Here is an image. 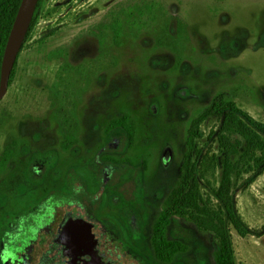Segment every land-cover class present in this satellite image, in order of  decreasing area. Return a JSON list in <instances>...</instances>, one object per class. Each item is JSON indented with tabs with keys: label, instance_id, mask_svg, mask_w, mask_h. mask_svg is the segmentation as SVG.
<instances>
[{
	"label": "rangeland",
	"instance_id": "obj_1",
	"mask_svg": "<svg viewBox=\"0 0 264 264\" xmlns=\"http://www.w3.org/2000/svg\"><path fill=\"white\" fill-rule=\"evenodd\" d=\"M263 17L264 0H42L0 101V264H34L19 248L34 220L73 203L134 264H217L218 239L189 214L170 218L166 240L188 246L170 263L156 258L154 226L202 110L222 97L264 126ZM125 114L137 125L133 146L108 128ZM220 128L200 125L201 180L235 194L243 220L260 229L264 172L248 184L250 173L233 167L226 182ZM201 198L219 207L201 187L189 212ZM233 242L239 264H264V236L234 230Z\"/></svg>",
	"mask_w": 264,
	"mask_h": 264
},
{
	"label": "trees",
	"instance_id": "obj_2",
	"mask_svg": "<svg viewBox=\"0 0 264 264\" xmlns=\"http://www.w3.org/2000/svg\"><path fill=\"white\" fill-rule=\"evenodd\" d=\"M21 2L22 0H0L2 7L0 14V85L7 42ZM41 2L42 0H39L32 23L38 16ZM209 119L216 120L221 124L216 140L220 139L219 155L221 160L218 163L223 165V178L226 182L230 180V173L233 167L239 174L250 173L251 178L248 180V184H251L257 176L264 172V126L237 105L222 100V97H218L212 106L202 110L193 120L187 134L188 152L182 166V174L174 189L165 198L160 216L155 223L153 244L156 258L160 261L170 263L176 253L186 252L188 249L185 244L166 240V230L170 223V218L173 216L186 218L189 214L190 217L188 219L195 223L201 231L215 235L219 241V249L215 253L217 264H239L233 242L234 230L242 236H264V226L256 229L243 220L237 208L235 194L232 196L230 191L222 187L219 190H214L210 185L203 184L201 180L199 165L202 150L199 148L197 141L202 136L200 125ZM116 127L124 130L129 145L133 146L137 125L131 116L125 114L121 118L111 121L108 125L109 129ZM223 131L239 134L243 138V143L236 141L227 145L229 143L227 139L224 136L221 137ZM68 146L69 142L65 141L63 147ZM10 148L11 144L5 150V154L10 153ZM73 185L74 187L79 186L80 182L75 180ZM201 187H205L206 192L210 194L211 198L209 200H212V198L217 200L219 207L217 209L211 208L201 198L197 202L195 210L189 212L191 201ZM68 190L70 191V189ZM57 207L59 206L49 205L41 219L50 221L49 214L50 219H53L54 211ZM197 213L202 214V216ZM38 220H34V225L37 224Z\"/></svg>",
	"mask_w": 264,
	"mask_h": 264
},
{
	"label": "flooded vegetation",
	"instance_id": "obj_3",
	"mask_svg": "<svg viewBox=\"0 0 264 264\" xmlns=\"http://www.w3.org/2000/svg\"><path fill=\"white\" fill-rule=\"evenodd\" d=\"M81 188L79 185L74 190ZM58 206L53 219H39L36 226H31L32 235L19 246L22 253L26 251L28 258L32 257V263L134 264L121 256L125 251L120 242L83 205Z\"/></svg>",
	"mask_w": 264,
	"mask_h": 264
},
{
	"label": "water",
	"instance_id": "obj_4",
	"mask_svg": "<svg viewBox=\"0 0 264 264\" xmlns=\"http://www.w3.org/2000/svg\"><path fill=\"white\" fill-rule=\"evenodd\" d=\"M39 0H22L11 30L2 64L0 101L8 92L12 71L24 44L29 24L35 14Z\"/></svg>",
	"mask_w": 264,
	"mask_h": 264
},
{
	"label": "crops",
	"instance_id": "obj_5",
	"mask_svg": "<svg viewBox=\"0 0 264 264\" xmlns=\"http://www.w3.org/2000/svg\"><path fill=\"white\" fill-rule=\"evenodd\" d=\"M263 19H264V17H263Z\"/></svg>",
	"mask_w": 264,
	"mask_h": 264
}]
</instances>
